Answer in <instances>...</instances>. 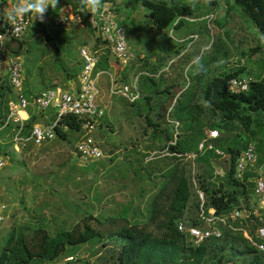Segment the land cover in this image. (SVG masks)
Masks as SVG:
<instances>
[{
    "label": "trees",
    "instance_id": "obj_1",
    "mask_svg": "<svg viewBox=\"0 0 264 264\" xmlns=\"http://www.w3.org/2000/svg\"><path fill=\"white\" fill-rule=\"evenodd\" d=\"M6 1L0 0V6ZM231 1L225 0L227 3ZM233 1L251 19L264 40V0ZM106 2L114 4L116 0H102V4ZM17 3L18 0H14L13 4ZM140 3L147 10L152 24L160 30L172 25L180 27L183 18L192 15L195 10L191 0H140ZM208 4L217 6L219 0H210ZM232 7L234 6L231 5L229 10ZM63 8L79 15L84 28L94 30L88 21L91 13L82 12L78 0H59L58 7L52 14L56 15ZM113 10L117 13L118 8L113 6ZM2 18L0 17V23ZM33 30L35 34L42 33L48 40L54 39L50 27L36 24ZM13 42L20 45L21 40L7 41L5 57H17L19 54L20 48L12 50ZM93 48L104 49L96 72H103L102 75H107L110 82L113 57L98 34ZM259 48H252L249 53L252 55ZM136 57L118 74L119 79L116 78V81L118 84H129L130 76L139 77V82L145 81L144 84L139 83L141 99L131 103L110 91L109 98L114 104V110L119 113L118 117L125 116L124 124L130 130H138L137 136H125L123 130L122 134H118L121 129L115 127L107 112L98 128L101 129L104 125L103 128L109 130L110 135L118 138L124 135L128 139L130 145L123 146L122 156L125 162L130 163L132 183L139 187L138 193H132L126 204L117 206L116 213L95 215L85 209L83 217L70 229L55 235L49 233L45 219L14 225L0 251V264H55L68 246H79L90 241L101 244L103 249L111 247L110 243L114 241L115 248L108 250L112 251L111 264H264V252L256 248L242 231V228H248L250 235L256 239L255 216L247 220L246 224L229 219L228 222L235 230L221 225V238L209 239L199 245L178 230V223L181 221L189 227L204 226L201 214L199 217H192V209L201 213L203 211L205 215L214 210L217 216H230L235 210L251 209L253 206L252 194L257 179L255 168L246 171L242 180L237 177V163L250 144L264 143V77L251 76L249 90L234 94L228 88L229 80L245 75L247 69L246 66H239L233 71L215 76L202 90V82H196L195 87H189L178 97L169 111L177 98V93L171 90L177 84L172 82L162 87V83L156 80L163 61L157 60L156 65H153L149 59L142 58L141 54ZM4 60V57H0V64H3V71L0 73V152L15 157L12 150L15 144L14 131L19 129L20 124L7 122L9 103L16 98L8 84ZM139 63L144 66L141 67ZM82 69L83 63L73 74L71 70L65 69L66 76L69 78L72 75L75 78ZM164 74L165 72L161 73L158 79ZM44 88L60 87L49 83ZM66 88L64 84L62 89L67 90ZM173 90L181 92L180 87ZM23 92L28 100L37 96L31 92V87L25 80ZM104 103L101 99L98 105L105 110ZM39 116H45L42 110ZM39 116L33 115L24 123L23 137L30 136ZM50 116L53 122L55 112ZM176 122L179 123L178 126ZM59 126H67L69 130L63 131L57 127L58 137L67 140L70 134L79 133L75 142L80 141L81 119L64 117ZM211 130H217L219 138L209 140L208 132ZM205 140L204 147L200 149L199 144ZM46 144L48 143L38 146L39 150L51 148ZM26 146L35 145L29 142ZM217 150L224 155L217 153ZM118 153L113 152L108 158H120ZM190 159L194 168L192 171L188 169ZM263 162V159L259 160V164ZM218 169L223 170V176L215 174ZM77 185L80 186L81 183ZM200 194L203 195V200ZM135 199L139 202H135ZM81 208L83 211L80 204ZM187 217L188 222L185 221Z\"/></svg>",
    "mask_w": 264,
    "mask_h": 264
},
{
    "label": "rangeland",
    "instance_id": "obj_2",
    "mask_svg": "<svg viewBox=\"0 0 264 264\" xmlns=\"http://www.w3.org/2000/svg\"><path fill=\"white\" fill-rule=\"evenodd\" d=\"M13 3L14 0H7L0 6V13L3 14V9L8 5L13 6ZM112 5L118 8L116 20L125 28L126 41L131 51L136 55H145V60L149 59L153 65H156L157 60L163 61L162 69L156 75V80L162 83V87L172 82L177 84L171 90L177 93V98L169 111L178 97L189 87H195L196 82H202V90L215 76L233 71L239 66H246V76L264 77V40L251 19L239 6L234 5L233 0L230 3L219 0L217 6L208 4L205 0H195L194 13L183 18L180 27L172 25L162 30L152 24L140 0H116ZM231 5L234 7L229 10ZM47 11L49 16L54 15L52 12L55 11L51 7ZM211 14L214 19L209 27L206 18ZM50 29L54 39L48 40L42 33L35 35L34 31H29L21 39L20 45L11 43L12 50L20 48L16 56L22 60L24 80L33 94L45 90L44 86L49 83L62 88L65 82H61V78L68 80L65 69L76 72L82 65L81 48H93L96 41V31L82 28L79 24L68 29ZM211 43L212 47L207 49ZM255 47L260 48L251 55L249 52ZM196 57L200 58L206 68L200 74H194L193 60ZM140 66L143 67L144 64L141 63ZM123 69L125 68L119 66V73ZM2 71L3 64H0V73ZM163 72V77L158 79ZM111 74L115 79L118 78L116 71ZM134 80L135 76H130L128 83L132 84ZM73 82H77L76 76ZM139 83L144 84L145 81L140 80ZM110 87L109 77L101 75L98 81L100 93L96 103L103 99L105 112L109 114L115 127L121 129L118 134H122L123 130L125 136L134 138L138 130H130L124 124V115L118 117L119 113L110 102ZM177 87H180L181 92L173 90ZM25 88L28 89L27 86ZM46 113L54 114V109L49 108ZM103 127H97L98 130L93 134L104 153L105 158L100 160L83 159L75 151V141L79 133L70 134L67 140L57 137L47 142L46 145L51 147L47 150H39L38 146L14 144L12 150L15 157L1 153L7 160L5 159L6 164L0 170V202L6 204L8 210L5 221L0 224V251L14 225L45 219L49 233L55 235L70 229L83 217L85 209L95 215L116 213L117 206L126 204L132 193H138L139 187L132 183L130 163L125 162L122 156L123 146L130 145L128 139L124 135L119 138L110 135L109 130L107 132ZM71 141L73 143L70 144ZM202 143L204 141L199 144V148ZM113 152L121 157L108 158ZM256 155L259 160H264L263 142H257ZM259 160L255 165V174L257 178H264V162L259 164ZM191 162L190 159L188 169L192 171L194 168ZM220 171L221 169L216 170L215 174ZM252 195L254 203L255 196ZM135 202L139 200L135 199ZM142 209L144 210V206ZM192 213V217L196 218L201 211L192 209ZM185 221L188 222V217ZM245 229L249 233V229ZM110 244L111 247L105 249L93 241L79 246H68L55 264H66V259L71 256L79 257V264H111L112 251L108 250L115 248L114 241Z\"/></svg>",
    "mask_w": 264,
    "mask_h": 264
},
{
    "label": "built area",
    "instance_id": "obj_3",
    "mask_svg": "<svg viewBox=\"0 0 264 264\" xmlns=\"http://www.w3.org/2000/svg\"><path fill=\"white\" fill-rule=\"evenodd\" d=\"M16 4H13V6ZM214 15H209L206 18L207 24L210 27ZM93 29L105 42L113 59L124 68L135 60L134 54L129 48L126 41V31L116 20V13L113 10L111 3L102 4V8L96 14H91L88 19ZM42 25L50 28L68 29L74 24H79L84 28L82 19L79 15H75L68 11H63L54 16H49L46 12L43 22L39 19H34L32 13L19 17L16 24H10L3 17L0 23V57L5 58V74L8 79V84L11 91L15 94V101L9 103V117L7 122L13 121L20 124L17 131H14L15 145L25 146L29 142H33L35 146L52 141L58 137L57 127L68 131L67 126H59L60 120L64 117H75L81 119L82 137L76 145V152L83 159L100 160L104 157V153L100 148L99 143L95 140L97 127H99L102 118L105 115L104 108L100 107L97 101L99 95L98 81L103 72H96V68L104 55V49H94L82 47L80 50L83 69L79 74V86L75 91L64 90L62 88L47 89L39 93L33 100H28L25 96L23 63L19 57H5V48L8 40L23 39L32 27ZM196 39V38H194ZM213 43V39H212ZM210 44L207 49L212 47ZM108 74V73H107ZM111 79V94L120 95L129 102L133 103L141 99V92L138 87L139 77H135L132 84H118L112 74H109ZM252 78L246 75L234 77L229 80V90L234 94L246 92L249 90ZM30 105L36 106L40 111H46L53 108L56 117L53 122L48 125H35L28 138L22 136L24 122L19 118V111L27 110ZM179 123H176L178 126ZM217 130L208 132V139L215 140L219 138ZM201 144L200 149L204 147ZM209 148L213 149V146ZM217 153L224 155L223 152L217 150ZM257 162L256 148L253 144L249 145L245 152L239 158L237 164V176L243 179L244 172L254 166ZM6 160L0 152V170L5 166ZM223 173L221 170L218 175ZM223 175V174H222ZM220 175V176H222ZM255 202L251 209L235 210L230 216H217L214 210H210L208 215L202 211L201 221L206 227H189L184 222L178 223V230L189 236L195 244H202L209 239H219L222 236V231L219 226H226L232 230L235 228L228 222L229 218L232 221H242L243 224L252 216L257 217L256 224V239L250 235V232L242 228V231L252 244L260 251L264 252V178H258L255 186ZM203 200V195L200 194ZM8 210L6 204L0 202V224L5 221V214ZM78 257H68L66 262L79 264ZM225 264H241L239 262H227Z\"/></svg>",
    "mask_w": 264,
    "mask_h": 264
},
{
    "label": "clouds",
    "instance_id": "obj_4",
    "mask_svg": "<svg viewBox=\"0 0 264 264\" xmlns=\"http://www.w3.org/2000/svg\"><path fill=\"white\" fill-rule=\"evenodd\" d=\"M78 2H79V7H80L81 11L84 13L96 14L102 8V0H78ZM191 2L193 5L195 4V0H191ZM205 2L210 3V0H205ZM58 4H59V0H18V3L16 5L6 6L3 9L2 15L7 20V22H9L10 24H13V25L17 23V20L19 17H22V16L29 14V13H32L34 15L35 20L39 19L41 22H43L44 16H45L48 8L51 7L52 9H55L58 7ZM193 65H194V74H200V73L206 71V68H205L204 64L201 62L199 57L194 58ZM176 123H178V122H176ZM253 145L256 148V145L255 144H253ZM257 162H258V157H257ZM255 165L252 166L251 168H248L247 171L254 169ZM223 174H224V172H223ZM243 178H244V176H243ZM258 178H260V177H258ZM256 180H255V186H256ZM254 191H255V189H254Z\"/></svg>",
    "mask_w": 264,
    "mask_h": 264
},
{
    "label": "crops",
    "instance_id": "obj_5",
    "mask_svg": "<svg viewBox=\"0 0 264 264\" xmlns=\"http://www.w3.org/2000/svg\"><path fill=\"white\" fill-rule=\"evenodd\" d=\"M63 11H68V12H71L68 8H63L60 10V12L58 13H61ZM57 13V14H58ZM0 17H3V15L0 13ZM83 28V27H82ZM31 31H34L33 29H31ZM53 33V32H52ZM35 35H38V34H35ZM141 57H145V55L141 54ZM82 61V59H81ZM114 62V63H113ZM83 63V62H82ZM112 70L110 72H113V71H116L118 74H119V64L116 63V61H114V59H112ZM79 69V68H78ZM74 72L72 71V74ZM79 73L80 71L78 72V75H77V82L74 83L73 80H74V76L71 75V77L68 78V80L66 79H62L61 78V82H65L66 86H67V90H70V91H75L77 89V87L79 86ZM107 73V72H106ZM111 74V73H110ZM42 92V91H41ZM40 92V93H41ZM39 93H37L36 95H38ZM47 111V110H46ZM46 111H43L45 116L42 117V116H39V113H40V110L34 106V105H30L28 107L27 110H21L19 111V118L25 123L27 122L33 115H37L39 116L40 118L37 119V124L36 125H48L52 122L53 118L52 116H50L51 114H48L46 113ZM5 158V156H3ZM7 160V158H5Z\"/></svg>",
    "mask_w": 264,
    "mask_h": 264
}]
</instances>
